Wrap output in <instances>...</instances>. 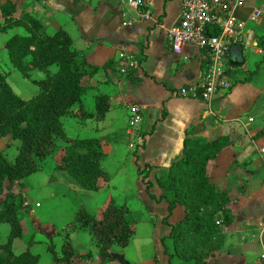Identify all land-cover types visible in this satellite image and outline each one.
Listing matches in <instances>:
<instances>
[{
  "label": "crops",
  "instance_id": "1",
  "mask_svg": "<svg viewBox=\"0 0 264 264\" xmlns=\"http://www.w3.org/2000/svg\"><path fill=\"white\" fill-rule=\"evenodd\" d=\"M245 1L239 14L244 21L252 8L264 7L257 6L254 1ZM5 2L15 5L13 18L28 13L47 33L62 29L70 36L78 58L87 63L85 69L88 73L82 84L89 79L93 96L105 94L109 97L110 107L104 119L98 121L99 128L105 127L103 123L108 114L127 116L128 105L139 107L142 122L132 128L136 127L144 136V146L137 149L136 157L130 154V160L134 171L136 162L141 168L145 163L151 165L148 178L153 186L149 192L156 197L161 194V188L153 175L156 170L168 168L183 156L185 137L201 141L224 137L220 139L219 152L207 161L206 170L209 181L228 195L232 221L213 243L215 247L209 257L203 259V264H256L260 258L259 250L264 251V236L261 242L252 237L259 232L262 222L257 214L259 205L253 198L255 183L264 175V165L261 164L264 159L256 149L258 146L264 148V138L252 137L255 134L252 133L246 134L249 139L241 140L235 132L239 134L241 127L253 125L256 117L259 121L253 126V132L264 127V44H259V37H264V18L253 28L245 27L244 30L246 42L257 40L260 50L249 49L254 59L259 56L253 61L254 67L248 68L243 63L241 67L245 71H235L239 67L233 66L227 73L233 84L231 88L218 92L210 101H204L178 94L180 88L200 82L206 62L205 52L196 46L187 45L180 54L171 50L167 36L169 29L179 24L181 0H145L151 17L133 25H123L127 13L122 8V0H0V4ZM121 52L140 59L138 68L130 77L122 78L118 73L121 63L118 54ZM256 67L258 71L254 75L259 79L249 75L256 71ZM235 78L238 80L234 81ZM245 119L247 121L241 126L239 122ZM156 120L159 121L154 124ZM115 121L110 122L116 124L118 120ZM132 128L129 127L131 143L138 136ZM117 135L113 134L111 144L127 147V140H119ZM96 138L103 145L102 137L98 135ZM255 158L259 164L257 167L254 166ZM119 173L120 170H116L101 188L109 190L113 187L114 178ZM101 188L91 192L97 193ZM126 190L130 191L128 198L124 196L119 200L121 202H114L128 207L127 218L132 217V222L128 220L134 233L121 251H113L116 245L113 244L111 255L118 257L123 264H139L136 263L139 258L142 260L140 264H194V259L184 253L180 238L175 234L170 236L171 227L183 217L184 207L177 204L167 223H163L162 219L168 214L166 200L151 199L141 182ZM108 199L100 212L110 201ZM86 253L89 252L75 253L77 256L70 264L82 262L76 258ZM91 255L83 258L88 264L100 260L98 248L92 250Z\"/></svg>",
  "mask_w": 264,
  "mask_h": 264
},
{
  "label": "trees",
  "instance_id": "2",
  "mask_svg": "<svg viewBox=\"0 0 264 264\" xmlns=\"http://www.w3.org/2000/svg\"><path fill=\"white\" fill-rule=\"evenodd\" d=\"M1 15L5 26L22 25L25 34H12L5 43V49L12 66L24 77H29L32 69L46 73L42 79L34 81L37 93L23 99L13 92L5 78L0 75V140L9 135L12 140L19 141L17 153L9 160L0 151V194L6 183L12 184L29 177L37 171V161L47 156L58 138L69 143L61 157L59 168H62L80 188L88 191H98L103 183L110 179L109 173L103 168L100 141L95 137L68 139L65 135L62 117L73 105L80 104L85 94L83 77L88 73L86 62L78 58L73 49L70 36L62 29L47 33L42 24L28 13H21L19 18H13L15 5L11 2L0 4ZM207 61V60H206ZM206 63V62H205ZM57 65L54 73L49 67ZM258 67V65H256ZM256 67V69H257ZM109 97L99 94L95 97V116L102 118L109 110ZM164 112L162 113V117ZM161 117V118H162ZM159 120H156V124ZM253 137L264 138V127ZM219 136L210 141H201L192 137L183 140L185 154L167 168L168 182L178 196H168L162 193L159 197L150 193L153 186L148 178L151 165L145 163L141 168L136 162V173L144 185L149 197L153 200H166L168 214L162 219L163 223L171 217L177 204L184 206V215L176 226L171 227L170 236L175 234L183 243L184 253L190 259L191 249L196 244L208 245L209 240L221 228L215 225L212 216L220 210L223 222L228 224L231 212L228 207L229 197L209 181L206 164L220 149ZM190 143V144H189ZM189 144V145H188ZM144 146V139L136 145L137 149ZM187 176L191 178L187 182ZM212 208L208 216L197 214L198 205ZM18 207L13 201L6 202L0 209V223L9 225L10 231L6 243L0 242V264H36L39 256L25 249L14 254L11 243L22 236V225L18 219ZM129 209L125 205H117L110 200L102 210L100 217H94L83 209H79L75 220L81 226H87L95 240L98 255L107 259L114 258L110 249L113 244L127 246L134 233L132 224L127 218ZM190 249V250H189ZM52 264H70L76 257L67 239L62 244L60 254L53 244L48 246ZM89 253L82 255L87 257ZM199 260H194L197 264ZM203 262V259H202Z\"/></svg>",
  "mask_w": 264,
  "mask_h": 264
},
{
  "label": "rangeland",
  "instance_id": "3",
  "mask_svg": "<svg viewBox=\"0 0 264 264\" xmlns=\"http://www.w3.org/2000/svg\"><path fill=\"white\" fill-rule=\"evenodd\" d=\"M249 1H254L257 6H264V0ZM237 14L239 15L240 11H238ZM3 22L4 16L0 14V75L6 79L14 93L23 99H27L37 93V86L34 84V81L44 78L46 73L38 69H32L29 72V77H24L16 68H14V66H12L5 49V43L12 34H25L26 29L22 25L13 24L12 26L6 25L5 30H1ZM255 24L256 22H247L246 29L248 27L253 28ZM48 30L51 31L52 29ZM260 43L264 44V37H259V44ZM232 50L238 52L240 46L234 45ZM244 58L245 64L243 65L251 68L254 67L253 61H257L256 59L259 58V56L257 55L256 59H254L252 50H247V52L244 53ZM57 67L58 66L55 64L50 66V72L54 73L57 70ZM122 67V63H120L117 68L119 75L122 78L130 77L133 70L124 71ZM234 67H239L236 68L235 71H245V68L243 69L241 66ZM257 71L258 69L249 75L254 79H259V76L255 78ZM235 80H238V78H235L234 81ZM84 85L86 91L82 97L81 103L73 105L72 108L62 117L65 135L71 140L89 137L96 138L98 135L101 136L102 141H104L103 145L100 147L101 151L104 153L103 168L110 176H113L116 170H120L121 174L119 173L116 175L113 182L114 186L109 188V190L108 188H101L102 190L97 193L83 190L62 168L58 167L61 157L69 145L64 139L58 138L55 140V144L49 154L43 159L37 161L36 172L18 182L5 184L4 190L0 194V209L4 207L6 202L13 201L18 207V219L20 220L23 231L21 237L15 238L12 241V252L18 254L25 249H29L31 253L39 256L36 264H52L51 253L48 250V246L53 244L56 252L60 254L62 244L67 239L70 241L74 253L89 252L87 257L81 256L80 258L78 255L79 257L76 259H80L82 262L76 264H88V260L83 258H90V256H92V250L97 249V246L95 245V240L93 235H91L89 227L81 226L80 222L75 220L77 211L83 209L88 213L90 212L89 214L92 213L91 215L94 217H96V215L100 217V213H102L100 212L102 205L109 197H111V199L113 198L112 200L114 201L121 202L119 201L121 198H125L124 196L128 198L127 196L130 195V191H124V189L134 185L137 186L138 182H140V176L137 175L136 169L135 171L133 170V162L130 160V154L133 155L136 145L141 143L144 136L139 133V129L137 130L136 127L132 128L134 125L129 124V114H127V116H125V114L117 115L113 113L112 116L108 114V117L103 123L105 126L103 128L104 130L99 128L100 122L98 121L101 119L103 120L104 118H98L95 116V96H93L91 92L89 79L84 82ZM232 85L233 84L230 83L229 88H231ZM110 121H115L117 123L113 124ZM246 121L247 120L245 119L244 122L240 121L239 123L242 126ZM258 121L259 117H256L253 125H249L246 128L241 127L239 134L236 132L235 134L240 137L241 140L245 139V137L249 139L246 134L252 135V133H256L253 132L255 131V127L253 126L256 125ZM262 122H264L263 119ZM129 127L135 130V133L138 135L137 140L132 143L130 140L131 134L129 133ZM115 133H118L117 139L127 140V147H116L111 144L112 136ZM137 141L138 144H136ZM18 144L19 141L12 140L10 136L7 135L0 140V151L7 159L13 160L17 153ZM256 151H259L258 155H262V158L264 159V148L258 146ZM251 162L253 161L251 160ZM261 164L264 165V160L261 161ZM258 165L257 158H255L254 166L257 167ZM155 173L153 179L161 188V194L166 193L168 196H173L178 191L179 186L173 191V187L168 182L166 183V180L164 179L167 178V168L160 171L156 170ZM189 180H191V178L187 176V182ZM174 196L178 195L175 194ZM253 199L255 200V203L259 205L258 207L260 209L257 210V214L262 222L259 224V232L252 237H254L257 242H261L264 236V220H262L264 217V175L260 176L255 183ZM196 204L198 205L197 214L199 216H208V212L212 210V208L204 207L200 203ZM128 218L132 222V217ZM212 218L213 219L211 220H214L215 225L221 228V230L210 238L208 245L201 246L200 243V245L196 244L194 249H189L192 253L191 258L199 260L197 264H203L202 259L209 257L211 251L215 247L213 243L215 244L217 238L222 236L221 232L223 230L225 231V226L232 221L231 215L230 222L225 224L223 222V214L220 210H218ZM9 231V225L1 222V243H6ZM224 235H226V233H224ZM112 249L117 252L121 251L122 247L114 245ZM259 253L260 255L261 253L264 254V251L260 252L259 250ZM117 258L107 259L100 257L99 261H94L93 263L123 264ZM259 261L260 258L256 264H258ZM138 262L140 264L142 260L139 258L136 263Z\"/></svg>",
  "mask_w": 264,
  "mask_h": 264
},
{
  "label": "built area",
  "instance_id": "4",
  "mask_svg": "<svg viewBox=\"0 0 264 264\" xmlns=\"http://www.w3.org/2000/svg\"><path fill=\"white\" fill-rule=\"evenodd\" d=\"M245 4V0H181L179 24L168 31L171 50L180 54L185 46L193 45L205 52L207 61L200 82L180 88L179 95L210 101L215 94L230 86L227 73L233 68L229 56L234 45H239L242 53L251 48L260 52L257 40L246 42L244 30L247 22H258L264 18V7L252 8L244 21L237 12ZM122 8L127 13L123 25H133L151 17L145 0H122ZM118 59L124 71L136 70L140 64L137 56L126 52L119 53ZM128 109L129 124L141 123L139 107L132 104L128 105ZM258 264H264V254L260 255Z\"/></svg>",
  "mask_w": 264,
  "mask_h": 264
},
{
  "label": "water",
  "instance_id": "5",
  "mask_svg": "<svg viewBox=\"0 0 264 264\" xmlns=\"http://www.w3.org/2000/svg\"><path fill=\"white\" fill-rule=\"evenodd\" d=\"M229 63L232 66H241L244 63V57L242 55L241 48L238 50V52H235L234 50H230V56H229Z\"/></svg>",
  "mask_w": 264,
  "mask_h": 264
}]
</instances>
